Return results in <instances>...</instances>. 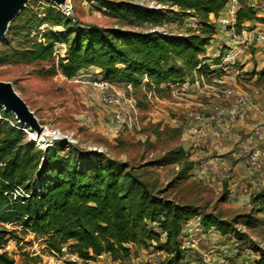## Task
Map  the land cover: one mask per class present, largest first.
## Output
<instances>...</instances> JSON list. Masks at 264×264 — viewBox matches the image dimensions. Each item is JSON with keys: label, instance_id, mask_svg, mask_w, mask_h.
I'll return each instance as SVG.
<instances>
[{"label": "trees", "instance_id": "trees-1", "mask_svg": "<svg viewBox=\"0 0 264 264\" xmlns=\"http://www.w3.org/2000/svg\"><path fill=\"white\" fill-rule=\"evenodd\" d=\"M95 1L112 17L128 19L131 26L154 27L168 19L189 17L197 21L200 31L197 34L188 31L183 36L159 33L155 28L148 32L106 30L81 25L46 1L40 12H33L36 1L29 0L2 41L9 44L10 39L21 38L24 45L13 48L12 54L25 64L51 62L55 46L63 44L64 55L47 68V74L59 71L71 79L95 68L101 70L103 81L128 83L135 89L146 77V85L153 87L160 97L170 93L172 86L192 82L197 74L213 73L208 70L210 58L206 50L218 29L210 23L209 16L218 19L228 0H153L162 9ZM246 1L239 0L237 33L247 32L243 27L247 22L261 20ZM168 7L170 10H166ZM42 24L49 29L31 36L32 28ZM57 26L61 30L52 29ZM217 59L210 61L216 64ZM259 76L263 79L264 72ZM81 153L83 158H77L57 142L42 151L22 129L0 122V223L26 218L22 221L24 227L42 238L48 251H59L61 245L68 244L69 252L84 262L107 255L113 262L125 264L131 256V246H138L165 253L161 264H178L182 258V227L197 215V209L160 197L165 193L163 189L157 188L155 182L148 183L144 174L126 165L110 160L104 164L99 162L102 158L99 153ZM186 156L179 149L152 165H178L182 170L185 167L188 174L191 167L185 161ZM83 161L93 164L86 165ZM182 170L178 179H187ZM12 185H21L29 193L23 204H10L4 195ZM201 221L205 228L215 226L224 234L232 228L212 214H202ZM13 238H16L14 231L0 229V250ZM254 252L259 255L254 264H264V250L254 247ZM0 264H14V260L7 252H0Z\"/></svg>", "mask_w": 264, "mask_h": 264}, {"label": "rangeland", "instance_id": "rangeland-1", "mask_svg": "<svg viewBox=\"0 0 264 264\" xmlns=\"http://www.w3.org/2000/svg\"><path fill=\"white\" fill-rule=\"evenodd\" d=\"M35 1L33 12H37L36 10L40 12L45 6L43 2L45 0ZM107 1L128 3L147 9L163 8L161 4H157L153 0ZM53 5L81 25H95L106 30L148 32L155 28L156 30H154L159 33L183 36H186L188 31L195 34L200 31L197 21L191 20L189 17L176 20L168 19L154 27L150 25L131 26L128 25V19L112 17L106 13V9L97 4L95 0H65L63 6ZM166 10H170V8L168 7ZM209 21L217 26L216 20ZM246 28L249 32L252 27L247 26ZM48 29L46 24L35 26L31 30V36L35 37L37 33L41 34ZM52 29L61 30V27L57 26ZM8 33L9 31L4 37ZM2 38H0V81L10 82L39 123L49 131L57 132L56 135H60L58 140L50 142L51 146L56 142L62 143L64 151L67 150L81 159L83 158L81 152L99 153L102 155L101 160L99 159L101 163L106 164L107 160H110L126 165L138 174H144V180L148 183L155 182L157 188L163 189L165 193L160 197L163 196L180 205H191L197 209V215L190 220L195 223V231L197 229V232L203 234L200 236L216 233L218 238L211 236L212 242L223 237L216 247H220V250L225 253L220 251L221 256L228 255V257H225L226 260L217 257L220 263L254 264V261L259 258L258 253L254 252V247L264 250V175L261 173L262 171L256 173L255 176L254 173L248 172L241 159L237 157V144L226 142V145H230L228 146L230 149L220 155L228 169L224 176L214 178L205 175L199 172L196 167L201 162L208 161L216 153L211 151L214 146L211 147L209 136L202 137L200 142L194 135L197 125L190 119L189 109L184 110L175 106L168 108L169 105L163 107L165 105L161 103L151 106L136 89L133 97L138 103L140 129H123L117 132L110 124V114L114 108L103 105L99 100L100 93L90 84L97 78H103L101 70L89 68L71 79L65 78L59 71H56L54 75H49L46 72L47 68L56 63L57 57L64 55L65 45L55 46L54 59L51 62L25 64L18 62L12 54L13 48L23 46L24 41L21 38L10 39L8 44V42L2 41ZM243 45L238 44L236 49ZM246 48L245 46V51H242L237 58L238 64L241 63L242 57H246ZM210 51L206 50L207 56L212 53ZM217 55L218 52L212 58H217ZM253 75L254 71L244 73V76H247V81H250ZM254 84V82H249L247 84L249 88L246 90H264V78L258 86ZM111 85L108 91L124 93L121 85L117 83ZM161 101L175 103L177 99L170 93H164L161 96ZM212 104V101L207 102L208 106ZM222 105L225 106L224 103ZM0 122L22 129L28 140L33 141L28 135L30 131L19 124L15 117L1 106ZM47 137H50L49 134ZM34 143L42 151L51 147L48 145L43 148L42 144ZM77 149L81 152H78ZM179 149L184 150L187 154L185 161L191 167L188 174L185 172V167L182 170L178 165H152L169 152ZM233 153L236 157L232 155ZM84 163L90 166L93 164L92 162ZM180 170L184 172V176H188L187 179H178ZM254 179L257 180L254 182ZM202 214H212L219 220L227 222L232 228L224 234L212 226L210 227L211 233L205 234L200 230V227L202 230L205 228L201 221ZM22 221L24 220L11 222L14 228H6L0 223V229H13L16 236L0 252H7L8 256L14 260V264H48L49 251L46 249L45 242L24 227ZM186 225L185 223L182 229ZM205 230L207 231L208 228ZM140 249L142 250L138 246L131 247V256L125 264H147L145 258L150 252L155 251L153 248V250L145 249L147 254H141ZM163 254L165 253H161L158 257L156 264H161ZM188 254L190 255L187 257L182 255L181 259L184 260L182 264H204L192 252L189 251Z\"/></svg>", "mask_w": 264, "mask_h": 264}, {"label": "built area", "instance_id": "built-area-1", "mask_svg": "<svg viewBox=\"0 0 264 264\" xmlns=\"http://www.w3.org/2000/svg\"><path fill=\"white\" fill-rule=\"evenodd\" d=\"M246 5L254 13H264V0H247ZM240 9L239 0H228L224 12L218 19H215L218 31L222 32L221 35L224 38V42L218 48L220 51L217 55L216 64L208 67V70L213 73L197 74L192 82H186L173 88L170 94L175 99L183 98L187 96L188 88H193L198 102L196 109H189L190 119L197 126L210 123L212 128L211 136L218 143L237 144V156L248 171L256 174L260 173L264 168V108L260 107L258 103L262 92L259 89L239 91L234 85L229 84L225 78L230 70H235L239 74L241 70L248 67V62L244 61L243 57L240 60V64L237 62L242 50L240 48L236 49V46L238 44L248 45L249 34L248 31L236 32L235 19ZM247 24H244L243 27L246 28ZM255 40L260 44L261 52L264 53V33H256ZM238 67H240V71ZM146 83L147 78L144 77L142 84L138 86L137 90L144 96L145 101L149 105L156 106V104L161 102V97L157 95L153 87H148ZM90 84L93 89L100 93V102L105 106L114 108L110 114V124L117 132L123 129H140L138 103L133 97L136 89L131 84H121L124 93L108 91V88L112 85L103 81L102 78H97L91 81ZM210 101L213 104L208 106L207 102ZM251 109L257 112L260 121L254 124L251 133L246 139H241L238 132H235L234 129L232 132H226V129L233 127L237 122H245L248 118V111ZM12 127L17 128L16 126ZM48 145H51L50 142L46 146ZM196 168L199 172L214 178H220L228 171L225 162L219 155L213 156L206 162H201ZM5 183L8 184L7 182ZM4 195L8 196L10 204L17 202L23 204L24 200L29 198V193L21 185L8 187ZM2 225L6 228H14L11 222ZM213 230L215 231V229ZM189 236L190 234L186 235V233H182V236H180L183 257L184 255L185 257L189 256L188 252L193 251L192 253L198 259L200 258L204 264H209L210 261L202 257L200 250L198 251V247ZM161 253L163 252H150L148 257L145 258L146 263L156 264ZM48 257V264H95L92 261L84 262L76 254L70 253L68 244L61 245L59 251H49ZM164 258L165 254H163L162 260ZM183 262L184 260L181 259L179 264Z\"/></svg>", "mask_w": 264, "mask_h": 264}, {"label": "crops", "instance_id": "crops-1", "mask_svg": "<svg viewBox=\"0 0 264 264\" xmlns=\"http://www.w3.org/2000/svg\"><path fill=\"white\" fill-rule=\"evenodd\" d=\"M223 13V12H222ZM221 13V14H222ZM255 17L261 20H252L247 22L246 24L248 26H251L252 28H250V31L248 32V45L246 50L248 52H246V57H243L244 61L248 62V67H246L245 69L240 71V67H238L240 73L238 74L235 70H230L229 73H227V76L225 77L226 80L228 81L229 84L234 85L239 91H250V90H246L247 88H249L247 86V84L250 83H255L254 85L258 86L259 82L262 80L260 79V74L262 72H264V53L261 52L260 50V44L255 40V35L256 33L260 32V33H264V13H254ZM215 20L213 15L209 16V20ZM218 29V28H217ZM224 42V38H222V35L220 34V31H218V33L216 35H214L213 39L210 41V45L208 46L207 50H211L210 55H208V57L211 59L215 54H217V52H219L220 50H218L219 47H221L222 43ZM242 51H245V45L240 46L239 47ZM209 60H207V63L209 65H212L213 63ZM254 71V75L251 78L250 81H247V76H244V73H249ZM264 78V77H263ZM120 85V84H118ZM173 88L177 87L172 86ZM172 88V89H173ZM260 90V89H259ZM262 92L261 97L258 100L259 106L264 108V90L261 89L260 90ZM188 94L187 96L183 97V98H179L177 99V101H175V103H169V102H160L161 104L165 105L163 107H168L166 105H169L170 107L168 108H173V106L175 107H179L181 109L184 110H188V109H196V105L198 102V98L197 96L194 94V89L193 88H188ZM169 93V92H168ZM260 121V118L257 114V112L253 111L252 109L248 111V118L245 122L240 123L237 122L236 124L233 125V127L226 129V132H232V130L234 129L235 132H238L239 136L241 139H246L249 134L251 133V130L254 126V124L256 122ZM196 133L194 134L197 138L198 141L201 142V138L204 136H209L210 137V145L211 147H213V151L214 155H223V153H226L225 151L227 149H230V145H226V143H218L216 140L213 139V137L211 136V131L212 128L210 126V123L206 124V125H201V126H196ZM233 144V143H231ZM209 150V147H208ZM209 151V152H211ZM234 157H236L235 153L232 154ZM238 157V156H237ZM250 172V171H248ZM251 173V172H250ZM264 175V168L261 172ZM255 176V174H254ZM257 179H254V182ZM188 223H191L190 225ZM188 223H186L187 225L182 229V233H186V235L190 234L189 237L192 238L194 244L198 247V251L200 252V254L202 255L203 258L207 259V261H210L209 264H227L228 262H223L220 263L218 258H223L225 259V257H228V255L226 256H221V252L224 253L222 250H220V247H216L217 243L219 241L223 240V237L216 241V242H212V237L218 238V235L215 234H208V235H204V236H200L203 235L201 234V232H197V229L195 231V223L191 222V220L188 221ZM200 230L203 231L205 234L206 233H211L210 228H208V230L206 231L205 228L202 230V228L200 227ZM132 247V246H131ZM141 248V247H139ZM145 249L142 248V250L140 249V252H142L141 254H147L146 251H144ZM214 251V253H213ZM221 251V252H220ZM193 252V251H192ZM225 254V253H224ZM218 257V258H217ZM226 260V259H225ZM95 264H120L119 262H113L111 260V258L107 255H101L99 257H97L96 259H94ZM222 262V261H221ZM179 264V263H178Z\"/></svg>", "mask_w": 264, "mask_h": 264}, {"label": "water", "instance_id": "water-1", "mask_svg": "<svg viewBox=\"0 0 264 264\" xmlns=\"http://www.w3.org/2000/svg\"><path fill=\"white\" fill-rule=\"evenodd\" d=\"M45 1L55 4L56 6L65 5V0ZM24 2L27 4L29 0H0V38L4 37V35L8 32L10 23L26 7V5L23 6ZM0 106H3L6 112L12 114L18 123L26 127L30 133L34 132L38 138L43 136L46 127H43L39 123L34 113L30 110L21 96L15 91L10 82L0 81ZM58 139L59 136H55L52 141H56ZM32 140L40 144V142L35 139Z\"/></svg>", "mask_w": 264, "mask_h": 264}, {"label": "bare ground", "instance_id": "bare-ground-1", "mask_svg": "<svg viewBox=\"0 0 264 264\" xmlns=\"http://www.w3.org/2000/svg\"><path fill=\"white\" fill-rule=\"evenodd\" d=\"M25 5H28V4H26V2H24L23 3V6H25ZM9 30V29H8ZM2 108H4L3 106H1ZM29 132V131H28ZM49 134V138L47 137V135ZM57 134V132H51V131H49L47 128H46V130L44 131V133H43V136H40V138H38L37 136H36V134L34 133V132H31L30 134H28L30 137H31V139H35L36 141H38V142H40V144L42 143V147L43 148H46L45 146H46V144L48 143V142H51L52 141V139L55 137V136H59V138H60V135L58 134V135H56ZM51 146V145H50Z\"/></svg>", "mask_w": 264, "mask_h": 264}]
</instances>
